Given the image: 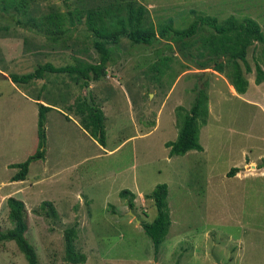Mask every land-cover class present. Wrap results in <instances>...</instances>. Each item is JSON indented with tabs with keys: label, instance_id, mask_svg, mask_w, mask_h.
I'll list each match as a JSON object with an SVG mask.
<instances>
[{
	"label": "rangeland",
	"instance_id": "rangeland-1",
	"mask_svg": "<svg viewBox=\"0 0 264 264\" xmlns=\"http://www.w3.org/2000/svg\"><path fill=\"white\" fill-rule=\"evenodd\" d=\"M123 1L0 0V231L13 226L7 206L13 196L24 203L25 237L38 264H73L64 250V231L71 226L76 251L86 256L77 264H264V82H253L254 71L245 74L252 83L240 95L222 74L198 68L196 55L184 57L176 45H132L122 38L111 47L107 78L89 85L96 84L89 92L104 113V146L75 112L86 88L66 74L28 84L11 81L10 74L45 61L72 64L77 53L97 60L85 11ZM138 1L155 27L171 22L184 28L198 14L219 21L233 15L254 19L264 34V0ZM55 14L66 32L61 51L53 50L44 31ZM259 49L257 43L248 48L252 69ZM162 56L172 57L171 69L158 85L149 69ZM181 64L188 69L182 71ZM206 70L200 88L207 90L209 115L198 137L203 149L170 156L165 142L177 136V108L189 109ZM173 71L177 77L169 86ZM38 102L51 106L44 158L30 163L24 180L12 181L18 171L12 164L37 148ZM232 167L238 172L228 176ZM161 183L167 185L171 223L155 250L142 223L156 214L145 195ZM123 189L134 193L133 208L129 196L119 195ZM48 201L56 216L46 215ZM0 264L28 262L15 242L2 241Z\"/></svg>",
	"mask_w": 264,
	"mask_h": 264
},
{
	"label": "trees",
	"instance_id": "trees-1",
	"mask_svg": "<svg viewBox=\"0 0 264 264\" xmlns=\"http://www.w3.org/2000/svg\"><path fill=\"white\" fill-rule=\"evenodd\" d=\"M11 4L15 5V2L12 1ZM20 6L22 4L17 9ZM68 14L71 15L72 13L68 12ZM55 17L57 20L50 19L44 31L45 35L54 43L53 50L61 51L65 44L59 39L66 32L65 29H62V16L59 18V15L55 14ZM80 17L81 14L77 12L76 20L79 21ZM74 22V20L71 21L72 24ZM84 22L88 32L94 36L93 46L98 53L97 60H88L81 53H77L72 64L54 65L50 61H45L38 64L30 72L10 74L11 81L16 84H28L38 79H45L47 75L66 74L72 82L86 88L91 81L97 82L102 78H107L109 62L113 61L111 47L118 45L122 38H126L132 45L149 46L162 40L170 49L176 45L184 57L190 56L193 59L196 55L198 68L211 67L212 70L222 74L239 94L245 93L247 90L248 78L245 74L254 71V83L264 82V34L260 25L250 17L238 19L230 15L219 21L214 16L198 14L184 28H175L171 22L160 23L155 27L149 17L147 6L138 0H124L115 5L86 10ZM254 43H257L260 49L253 56L254 69H252L247 59V52ZM81 51H86V48L80 49ZM171 58V56H162L150 67V77L156 84L162 85V76H165L171 69L169 65ZM181 66L182 71L188 69L187 64H181ZM169 75L168 83L170 86L177 74L173 71ZM89 93L90 101L88 102L86 95H83L76 102L75 112L80 116L83 129L100 145L104 146L106 141L103 123L104 113L94 101L92 93ZM208 101L209 96L205 87L199 88L195 84V96L189 109L177 108V136L174 140L165 142V146L169 148L170 156L183 155L190 150L203 149L198 137L200 127L206 124L209 115ZM50 109V105L38 102L37 148L23 162L12 164V167L18 168V171L11 178L12 181L24 180L30 163L44 158L45 119L46 113ZM237 172L238 167H232L227 175L233 176ZM119 195L121 197L129 196L128 204L130 208H133V192L123 189ZM145 197L153 200L156 214L151 221L143 222L142 228L157 250L171 223L167 206V185L165 183L156 185L152 192L146 194ZM44 204L48 205L46 215L56 216L53 204L49 201L44 202ZM7 206L9 208L8 216L13 226L4 232L0 231V242H15L28 264H38L36 250L25 237L27 221L23 201L10 196L7 198ZM75 235L74 226L68 227L64 231L65 260L73 264L84 263L86 256L84 253L76 251Z\"/></svg>",
	"mask_w": 264,
	"mask_h": 264
},
{
	"label": "water",
	"instance_id": "water-1",
	"mask_svg": "<svg viewBox=\"0 0 264 264\" xmlns=\"http://www.w3.org/2000/svg\"><path fill=\"white\" fill-rule=\"evenodd\" d=\"M207 73H209V71H205V74H204V77H202L199 82H198V87L200 88V85L201 83L203 82V80L206 78L205 76L207 75ZM86 90H87V93H86V98H87V101L89 102L90 101V86L86 87Z\"/></svg>",
	"mask_w": 264,
	"mask_h": 264
},
{
	"label": "crops",
	"instance_id": "crops-1",
	"mask_svg": "<svg viewBox=\"0 0 264 264\" xmlns=\"http://www.w3.org/2000/svg\"><path fill=\"white\" fill-rule=\"evenodd\" d=\"M253 82H254V79H253ZM251 83H252V82H251L250 80H248V86H250ZM262 83H263V82H262ZM260 84H261V83H260ZM260 84H259V85H260ZM256 85H258V84H256ZM95 86H96V85L93 83L92 86H91L90 88L93 89V87H95ZM229 86H232V85L229 84ZM232 87H233V86H232ZM245 93H246V92H245ZM245 93H242V94H240V95H244Z\"/></svg>",
	"mask_w": 264,
	"mask_h": 264
}]
</instances>
